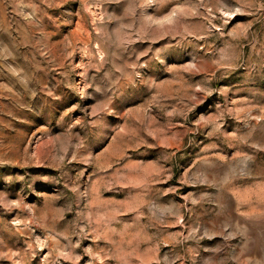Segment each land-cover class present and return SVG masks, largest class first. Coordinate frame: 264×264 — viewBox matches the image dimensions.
Returning a JSON list of instances; mask_svg holds the SVG:
<instances>
[{"label":"rangeland","instance_id":"374dc122","mask_svg":"<svg viewBox=\"0 0 264 264\" xmlns=\"http://www.w3.org/2000/svg\"><path fill=\"white\" fill-rule=\"evenodd\" d=\"M0 264H264V0H0Z\"/></svg>","mask_w":264,"mask_h":264}]
</instances>
